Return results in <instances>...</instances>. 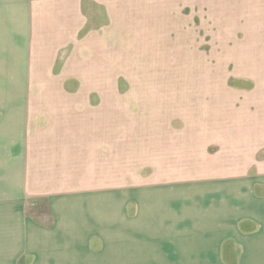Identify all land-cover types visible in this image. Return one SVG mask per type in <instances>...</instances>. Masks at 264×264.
I'll return each mask as SVG.
<instances>
[{
    "label": "crops",
    "instance_id": "obj_1",
    "mask_svg": "<svg viewBox=\"0 0 264 264\" xmlns=\"http://www.w3.org/2000/svg\"><path fill=\"white\" fill-rule=\"evenodd\" d=\"M240 7L264 19V0H243ZM63 10L47 9L44 16L49 25L43 35L52 52L74 43L75 33L85 22L78 13ZM76 14L80 25L72 30ZM253 24L256 40H264V21ZM92 33L88 35L91 40ZM51 35L64 44L55 47L54 43L51 48ZM106 36H102L103 45L111 42ZM36 42L33 46L40 51L44 41ZM49 57L28 60L38 61V68L39 61ZM30 74H36L35 70ZM261 84L263 92L254 94L260 103L250 104L246 94L239 107L231 100L229 108H224L227 97L221 95L190 100L186 93L173 98L155 92L135 97L124 93L47 97L1 110L0 222L8 224L6 232H14L11 239L20 249L17 252L31 254L34 264L82 263L93 253L90 245L100 242L103 252L99 255L106 256L98 255L90 264H217L222 251L214 245L198 252L178 246L174 256L163 252V242L209 239L214 223L201 219L199 227H194L201 231L182 234L184 221L175 218L182 212H168L161 200L173 188L178 192L179 186L206 185L218 173L242 176L245 171L264 169L256 141L264 136V125L259 124L264 123L260 109L264 107V81ZM244 107L250 108L248 114ZM257 173L264 177V172ZM263 181L253 180L249 190L254 197L237 198V208L220 202V212L214 216L223 221L221 228L231 229L230 236L239 232L233 230V222L239 229L253 224L258 227L256 235L264 232V196L254 194ZM232 182L243 189V181ZM245 191L238 190V194ZM85 201L110 210L106 214L94 210L87 222L84 212H73L83 208ZM129 204H136L133 213ZM29 208L36 216L28 213ZM42 213L53 214L51 225L40 218Z\"/></svg>",
    "mask_w": 264,
    "mask_h": 264
},
{
    "label": "rangeland",
    "instance_id": "obj_2",
    "mask_svg": "<svg viewBox=\"0 0 264 264\" xmlns=\"http://www.w3.org/2000/svg\"><path fill=\"white\" fill-rule=\"evenodd\" d=\"M242 3L243 0H0V113L23 101L119 93L135 97L155 92L165 95V92L173 98L186 93L190 100L221 95L227 97L224 108H229L231 100H234L232 105L239 107L243 96L248 94L250 98L246 96V100L250 104H259L254 94L263 92L260 88L264 81V40L257 41L252 31L257 28H253V23L264 19H260L263 15L253 16L255 11L240 7ZM55 7L78 13L85 22L80 25L76 14L71 26L72 30L81 26L78 32L73 31L77 40L52 52L43 35L49 25L44 16L47 9ZM105 35L111 37V42L103 45ZM84 36L87 39L81 40ZM61 39L64 38L58 40ZM36 40L44 41L40 51L33 46V43L38 45ZM50 40L51 48L54 43L57 47L65 42H55L53 35ZM45 54L50 57L41 59L38 68V61L28 60ZM34 70L36 74H30ZM243 109L249 113L250 108ZM260 109L264 112V107ZM256 141L260 147L257 155L264 160V136ZM259 171L264 169L245 171L242 176L236 172L218 173L206 185L197 183L187 186L188 189L179 186L178 192L173 188L170 194L165 193L166 199L161 201L166 203V210L182 212L175 217L184 221L182 234L201 231L194 229L203 222L201 219L213 220L214 225L211 232L207 231L209 239L163 242L160 244L163 252L174 256L178 246L198 252L210 250V245H214L222 251L217 264H264V232L256 235L253 232L258 227L253 224L245 223L239 229L233 222V230L239 232L230 236L231 229L224 225L221 228L223 221H216L214 216L220 212L221 201L229 208L232 205L237 208V198L252 199L249 186L253 180L264 179L257 177L261 176L256 174ZM237 179L243 181L246 190L243 195L238 194L243 189L236 188L232 182ZM254 194L264 196V181L262 186H256ZM135 198L144 204L140 196ZM89 202L73 211L75 215L84 212L87 222L94 210L103 214L110 210L89 206ZM134 205L129 204L130 213L136 210ZM204 209L211 215H202ZM28 213L36 216L31 208ZM0 216H3L1 210ZM52 216L42 213L40 218L51 225ZM0 226L3 229H0V264H34L31 254L17 252L20 249L11 239L14 232H6L8 224L1 221ZM245 231L248 233L243 234ZM90 249L93 253L87 262L71 264H90V260L103 252L100 242L91 244ZM174 260L177 257L171 261Z\"/></svg>",
    "mask_w": 264,
    "mask_h": 264
}]
</instances>
